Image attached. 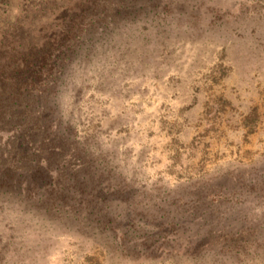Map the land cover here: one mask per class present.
Here are the masks:
<instances>
[{"label":"rangeland","instance_id":"obj_1","mask_svg":"<svg viewBox=\"0 0 264 264\" xmlns=\"http://www.w3.org/2000/svg\"><path fill=\"white\" fill-rule=\"evenodd\" d=\"M91 17L47 98L62 161L1 180L0 264H264V0H102ZM66 158L107 204L64 191Z\"/></svg>","mask_w":264,"mask_h":264},{"label":"trees","instance_id":"obj_2","mask_svg":"<svg viewBox=\"0 0 264 264\" xmlns=\"http://www.w3.org/2000/svg\"><path fill=\"white\" fill-rule=\"evenodd\" d=\"M101 4L80 0L81 9L75 12L65 8L64 0H40L42 13L36 15L31 0H0V183L16 175L25 182L30 175L41 177L62 161L58 157L65 155L64 144L50 137L53 123L45 115L49 89L64 74L65 47L75 45ZM61 165L70 181L64 191L86 195L73 200L87 209L107 204L99 194V180L83 173L88 160L66 158Z\"/></svg>","mask_w":264,"mask_h":264}]
</instances>
